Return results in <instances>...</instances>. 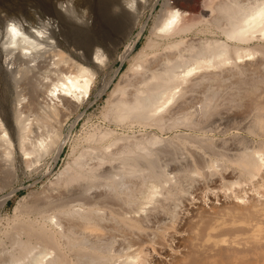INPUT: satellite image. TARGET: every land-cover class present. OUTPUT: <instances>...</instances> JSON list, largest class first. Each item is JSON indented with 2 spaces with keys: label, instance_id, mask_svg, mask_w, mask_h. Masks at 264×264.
Returning <instances> with one entry per match:
<instances>
[{
  "label": "bare ground",
  "instance_id": "6f19581e",
  "mask_svg": "<svg viewBox=\"0 0 264 264\" xmlns=\"http://www.w3.org/2000/svg\"><path fill=\"white\" fill-rule=\"evenodd\" d=\"M122 1L135 26L148 0ZM48 2L0 1V191L15 181V135L28 168L59 156L63 117L109 60L78 29L93 25L86 0ZM203 9L163 4L103 114L140 131L93 127L47 186L19 196L0 224V264H264V0ZM216 176L220 189L252 192L181 215L197 182Z\"/></svg>",
  "mask_w": 264,
  "mask_h": 264
},
{
  "label": "rangeland",
  "instance_id": "374dc122",
  "mask_svg": "<svg viewBox=\"0 0 264 264\" xmlns=\"http://www.w3.org/2000/svg\"><path fill=\"white\" fill-rule=\"evenodd\" d=\"M27 1L41 11L45 10L50 5L48 2L49 0ZM120 2L122 3L123 1L86 0L88 8L86 16L92 18L93 25L90 29L85 26H80L78 29L86 33H96V37L101 41L102 48L107 53L109 60L107 63L97 68L96 80H94L95 82L91 89L89 98L83 102L78 109L73 111L72 114L63 117L65 120H63L62 129L64 147L59 156H57L55 151H53L50 154H47L35 168H28L24 161L26 156L24 157V153L21 150L15 135V144L13 147L14 163L16 162L15 181L13 185L11 184L9 185L10 187H5L4 191H0V200L3 199L5 195L7 196L13 189H17V192L8 201L5 208H0L1 225L5 226L7 216L13 214V207L19 196L30 190H40L42 187L47 186L50 183L49 181L58 175L67 163L71 161L73 157V150L78 151L81 148L79 146L80 141L83 140L87 132L93 127H111L119 133L133 131L138 133L140 131L141 128L139 127L128 128L110 123L104 119L103 114L106 111L108 100L114 96V90L119 81L128 72L134 58L142 51L148 42V39L152 36L151 30L156 23L163 4L168 2L169 5H175L177 8L194 15L205 13L203 9L204 0H148L146 8L142 10L138 23L135 26H131L130 14L121 9ZM64 3L66 4V2ZM65 23H68L67 20H65ZM69 25H71V22ZM72 26L74 25L72 24ZM142 26H144L142 35L140 38H137V33L141 30ZM189 36H193V34ZM133 43H135L134 46L126 54H124L128 45H132ZM2 64L5 66L4 62H2ZM2 82H0V95L4 97V84ZM16 107L17 103L14 97L11 96V100L8 105V114H10L12 122H14ZM166 135H174V132L167 133ZM77 144L79 147H77ZM230 172L231 171L228 170V173H226L225 176L227 175L229 178L233 177V174ZM216 177H213V181H210V189L206 188L204 181L200 183L197 182L196 187L193 188L192 195L189 199L184 201V205L182 204L184 207H181L182 209H180L181 215L187 213L188 209L197 206L199 203H202L205 206H210L214 202L217 205L220 204L219 206H224V202L228 203L233 200L235 192L244 193L247 191L249 194L252 192L251 189H253V187L251 183L250 185L244 184L238 187L236 186L234 189L235 192L225 191L224 188L220 189L221 180Z\"/></svg>",
  "mask_w": 264,
  "mask_h": 264
}]
</instances>
